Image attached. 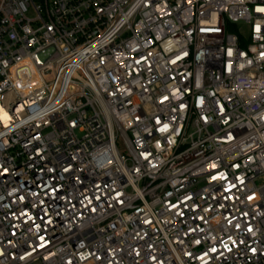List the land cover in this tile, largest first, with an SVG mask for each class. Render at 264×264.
<instances>
[{"label": "built area", "instance_id": "built-area-1", "mask_svg": "<svg viewBox=\"0 0 264 264\" xmlns=\"http://www.w3.org/2000/svg\"><path fill=\"white\" fill-rule=\"evenodd\" d=\"M0 264H264V0H0Z\"/></svg>", "mask_w": 264, "mask_h": 264}, {"label": "bare ground", "instance_id": "bare-ground-1", "mask_svg": "<svg viewBox=\"0 0 264 264\" xmlns=\"http://www.w3.org/2000/svg\"><path fill=\"white\" fill-rule=\"evenodd\" d=\"M1 117H3V115L1 114Z\"/></svg>", "mask_w": 264, "mask_h": 264}]
</instances>
